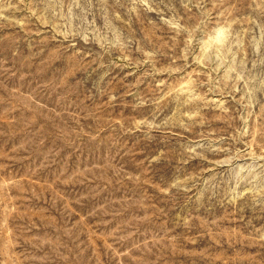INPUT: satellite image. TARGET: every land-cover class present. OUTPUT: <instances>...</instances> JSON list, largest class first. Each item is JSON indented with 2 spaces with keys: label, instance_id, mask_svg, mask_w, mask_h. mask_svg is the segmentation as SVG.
<instances>
[{
  "label": "rangeland",
  "instance_id": "1",
  "mask_svg": "<svg viewBox=\"0 0 264 264\" xmlns=\"http://www.w3.org/2000/svg\"><path fill=\"white\" fill-rule=\"evenodd\" d=\"M0 264H264V0H0Z\"/></svg>",
  "mask_w": 264,
  "mask_h": 264
}]
</instances>
